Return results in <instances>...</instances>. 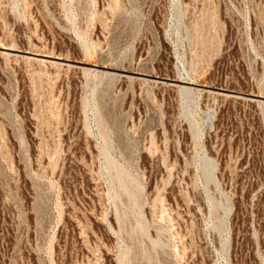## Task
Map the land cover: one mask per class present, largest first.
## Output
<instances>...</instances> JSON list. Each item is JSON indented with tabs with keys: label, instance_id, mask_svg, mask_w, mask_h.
Segmentation results:
<instances>
[{
	"label": "rangeland",
	"instance_id": "rangeland-1",
	"mask_svg": "<svg viewBox=\"0 0 264 264\" xmlns=\"http://www.w3.org/2000/svg\"><path fill=\"white\" fill-rule=\"evenodd\" d=\"M0 264H264V0H0Z\"/></svg>",
	"mask_w": 264,
	"mask_h": 264
}]
</instances>
